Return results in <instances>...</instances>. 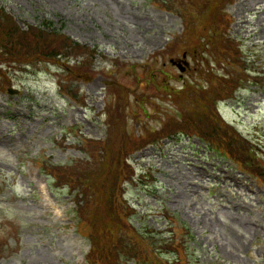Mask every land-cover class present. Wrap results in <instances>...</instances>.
<instances>
[{
  "label": "rangeland",
  "instance_id": "374dc122",
  "mask_svg": "<svg viewBox=\"0 0 264 264\" xmlns=\"http://www.w3.org/2000/svg\"><path fill=\"white\" fill-rule=\"evenodd\" d=\"M155 1L0 0L7 26L27 31L51 22L96 51L92 59L85 50L63 54V66L40 59L22 71L0 60V264H88L89 228L75 218L76 192L53 183L41 166L67 164L83 180L94 165L90 141L103 144L115 134L127 148L126 136L144 146L131 155L143 178L127 198L138 210L132 225L147 230L161 260L264 264V0ZM214 30L220 37L213 53L197 47L209 31L215 39ZM41 43L62 49L58 41ZM184 55L181 70L174 63ZM81 60L93 67L89 81L74 72ZM5 80L17 94L8 93ZM228 81L240 89L228 93ZM186 82L224 90L219 113L209 109L220 120L194 109L193 91L186 100L173 94ZM75 86L81 105L63 97V87ZM179 117L184 123L177 126ZM191 125L208 132L212 126L206 136L225 144L214 139L215 149L192 137ZM152 244L139 246L146 260L125 264H163L145 254ZM110 252L108 246L104 258Z\"/></svg>",
  "mask_w": 264,
  "mask_h": 264
},
{
  "label": "trees",
  "instance_id": "16d2710c",
  "mask_svg": "<svg viewBox=\"0 0 264 264\" xmlns=\"http://www.w3.org/2000/svg\"><path fill=\"white\" fill-rule=\"evenodd\" d=\"M152 1L156 2L155 0ZM226 1L227 0H221L222 3ZM162 7L168 9L163 5ZM168 7L173 9L170 11H174L172 6ZM4 13L5 11L0 8V60L3 59L4 62L12 64L14 66L12 68L15 70L22 71L24 64H29L40 59L65 65L66 63L62 62L66 60L62 57L63 54L69 55L76 53L75 50H85V52L89 53L91 59L94 57L93 53H96L94 49L79 44L71 40L68 36H64L60 31L54 29L51 23L45 28L30 27L27 31L21 30L15 22H12L11 26H7L6 23L2 21L6 20ZM214 33L217 36L215 39L211 31H209L210 36L200 39L197 43V47H200L203 51L211 49L213 53L215 41L218 42L220 37V32L218 30H214ZM32 39L33 41L31 43ZM44 39L58 41L62 49L55 44L50 47H40V44H43L41 41ZM202 40H204V42H202ZM195 50L196 49H193L192 52ZM235 51L237 52L236 55L240 53L238 49ZM241 56L243 55L241 54ZM205 59L206 63L209 64L210 59ZM244 60L247 62L246 58H244ZM88 62L93 63V60ZM85 63L86 62H83V60L77 62L74 72L82 79H90L91 76H89V73L93 67L91 64ZM131 67L138 68V65L134 64ZM144 70L149 77L153 78L152 80L155 79L153 77L155 75L148 70V67H145ZM26 71H28V68ZM161 73L166 74L163 69ZM10 82L12 83V81H3L4 84H9ZM227 84L228 86L224 90L230 94H234V92L240 88L239 86L232 85L230 81H228ZM108 85L111 86L112 83L108 82ZM113 86L115 85L113 84ZM163 87L167 88L166 85H163ZM184 87L185 90L182 92ZM224 90L211 88L205 91L201 86L186 82L181 87L174 89L173 94L175 96H182L181 100H186V96L193 91L196 100L194 109L203 110L204 116L207 117V119L214 118L220 120V116H218L214 110H217V104L219 105L220 102L219 95ZM71 93L79 95L77 89ZM124 93L125 92H123V94ZM210 107L214 109L211 112H209ZM205 117L203 118L205 119ZM211 128L212 126L208 128L209 132ZM200 131L204 136L209 133L203 128H201ZM109 133L110 132H108V134ZM120 136L117 134H115L114 138L108 136L107 142L103 144H97L95 140L90 141V147H95V150L90 152L88 157L90 161L94 162V165L91 168V174L86 176L83 180H80L77 176L71 175L67 164L57 165L55 169L56 179L59 183L63 182L66 178L69 187L73 191L78 190V188L81 190L75 193L77 196L76 204L78 206V212L84 211V221L88 225L89 235L92 241V251L89 258L94 262H99L103 259L104 252L110 245L114 244L116 250L124 252L131 249L130 245L138 249L141 245L140 239L137 238V231L130 222L135 214V210L129 204L126 193L133 184L138 183L140 180L142 181L143 173L137 175L135 167L130 162V157L135 150L144 146L141 145L139 141L137 144L130 136H126L124 142L128 141L131 143L129 144L130 147L127 148L126 145H121ZM232 136L234 139H238L235 132ZM118 143H120V145H117ZM49 171L50 173L52 172V170ZM87 172V170H84L82 173L86 174ZM138 234L144 237L146 236L145 231ZM168 240L169 239H164L162 244H168Z\"/></svg>",
  "mask_w": 264,
  "mask_h": 264
}]
</instances>
